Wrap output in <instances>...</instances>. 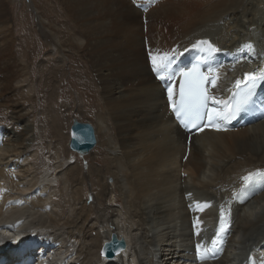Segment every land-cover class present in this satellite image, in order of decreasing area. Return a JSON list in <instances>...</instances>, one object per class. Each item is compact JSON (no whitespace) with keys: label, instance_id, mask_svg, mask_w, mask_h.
<instances>
[{"label":"bare ground","instance_id":"bare-ground-1","mask_svg":"<svg viewBox=\"0 0 264 264\" xmlns=\"http://www.w3.org/2000/svg\"><path fill=\"white\" fill-rule=\"evenodd\" d=\"M6 1L0 0V100L8 103L0 110L12 112L17 132L0 131V259L11 263L35 251L50 264H196L188 247L212 242L223 211L224 250L204 264H264V176L254 175L264 173V107L189 133L170 112L167 89L175 101L179 74L158 79L150 56L167 53L177 73L204 59L215 78L211 95L231 101L237 81L264 71V0H59L58 15L68 17L70 102L95 108L105 137L87 171L51 139L61 129L53 101L43 106L51 129L46 137L37 131L48 140V160L32 151L36 125L31 108L21 107L32 92ZM44 34L64 59L58 31ZM200 41L220 51L193 47ZM48 80L56 86L54 76ZM210 107L224 108L214 101ZM111 117L116 140L106 124ZM112 233L127 248L106 258L101 249Z\"/></svg>","mask_w":264,"mask_h":264},{"label":"rangeland","instance_id":"rangeland-1","mask_svg":"<svg viewBox=\"0 0 264 264\" xmlns=\"http://www.w3.org/2000/svg\"><path fill=\"white\" fill-rule=\"evenodd\" d=\"M61 1L63 3L64 0ZM140 1L141 2H139V4L142 5V2L145 0ZM16 2V0L6 1V8L9 11L8 18L10 23L8 27L11 28L13 33L15 46L17 47V43L23 44V48L19 54H21L20 57L23 58L25 65H27V81L25 84L27 86V91H29V95L30 92H32V95H30L32 99L30 100V103L27 99H25V102L22 100L21 107L23 106L27 109L31 108V112L28 116L30 119L34 120L36 125L35 131L37 135L35 134L33 136L34 143L31 142L30 144H33L31 146V148H33L32 151L36 149L42 153L43 158L41 159L43 162L48 160V157L46 154H44L47 150L46 145H48V140L45 138V134L48 133L49 129H51V124L47 119L49 116H47V118L45 116L48 110L43 106L46 105V102L53 101L51 105H53L54 107L52 108L57 111L61 129L60 132L57 133L55 137L52 136L51 139L55 141L61 154L72 155V164L79 163L86 171L90 170V166L94 157L99 156L101 154L100 151L105 149L103 144L105 137L104 133L99 129V121L94 115L96 109H89L83 102H78L76 104L70 102L69 79L71 68L69 69L70 64L69 60H67L69 54L68 48L70 45V42L67 40L69 31V28L67 27L68 17L63 16L61 18L56 11L57 6L62 7V3L59 0H20L19 3ZM146 3L147 2H144V4ZM148 7H152V5H149ZM138 9H141L142 11L141 7ZM46 31H58L60 34L62 38V44L60 46L65 61L56 53V49H53L52 46L49 47L48 40L44 34ZM71 51L73 54L75 53L74 48H72ZM17 53L18 50L16 51V54ZM52 67L53 69L60 68L55 69V75H53V72H51ZM49 71L50 74H48ZM52 76H54V82L56 85L53 88L50 86V80H48L51 79ZM51 90H53L54 94L51 93ZM0 102L8 103L7 98L0 100ZM34 103H36V106L33 105L31 107V105ZM35 108L37 109L33 110ZM11 114L12 112L7 110L5 107L0 110V131L2 130L3 132H8L13 136H16L17 131L13 129L14 124L10 122ZM74 119H78L82 122H90L96 129L98 143L89 154L82 155L78 152L70 150L69 148V141L71 137L70 128ZM107 122V127L110 129L113 139H118V126L113 121L112 117L111 120ZM20 126L21 124L19 123L15 124V127ZM39 130H41V133L45 135L44 141L41 139L42 137L38 133ZM39 161L34 160L37 165H39ZM90 179L85 182V187L87 189L86 192L88 196L91 198L95 191V187L91 183L92 179L97 180L98 178L97 176H94L91 180ZM107 179L108 177H105V180ZM108 181L112 182L113 180L109 177ZM54 183L58 185L59 181L56 179ZM112 196H114L113 193Z\"/></svg>","mask_w":264,"mask_h":264},{"label":"snow or ice","instance_id":"snow-or-ice-1","mask_svg":"<svg viewBox=\"0 0 264 264\" xmlns=\"http://www.w3.org/2000/svg\"><path fill=\"white\" fill-rule=\"evenodd\" d=\"M205 44L208 45L207 51L209 53L220 51V49L207 41H200L193 47H201ZM245 47L251 49L252 46L246 45ZM150 56L153 71L158 79L162 81H173L178 74L185 78L180 87L178 101L173 100V90L171 87H168L167 91L172 110L176 114L177 119L186 128L197 127L200 125L201 121H207V125L218 128L217 121H227L235 118L236 115L244 109L245 105L249 103L257 85L264 81V71L247 74V82L245 83L244 89L235 93L231 101L216 100V98L210 95L208 90L204 88V84L208 81V77L201 73L198 67H193L188 71H180L177 73L172 69V58L167 53L162 55L150 53ZM211 82L215 84V78H213ZM240 83L243 82L237 81V85ZM209 101H214L216 104H223V110L210 107ZM201 127H203V125ZM254 175L264 176V173L257 172ZM251 178L252 174L244 179L247 181ZM224 232L225 221L222 211L221 226L217 232L216 238L212 240L211 246L205 247L203 244L196 245L200 260L213 257L215 253L220 250V246L224 242L222 236Z\"/></svg>","mask_w":264,"mask_h":264},{"label":"water","instance_id":"water-1","mask_svg":"<svg viewBox=\"0 0 264 264\" xmlns=\"http://www.w3.org/2000/svg\"><path fill=\"white\" fill-rule=\"evenodd\" d=\"M71 139L69 146L71 150L79 154L89 153L96 146L98 139L96 129L90 122H82L74 119L71 125ZM127 248V241L117 233H112L110 239L106 241L101 249V254L106 258H114Z\"/></svg>","mask_w":264,"mask_h":264}]
</instances>
